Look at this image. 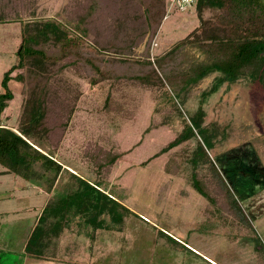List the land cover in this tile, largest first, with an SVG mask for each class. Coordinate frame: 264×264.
I'll list each match as a JSON object with an SVG mask.
<instances>
[{"label":"rangeland","instance_id":"rangeland-1","mask_svg":"<svg viewBox=\"0 0 264 264\" xmlns=\"http://www.w3.org/2000/svg\"><path fill=\"white\" fill-rule=\"evenodd\" d=\"M12 1L19 2L8 3ZM20 3L31 6L38 19L66 23L65 13L72 11L74 0ZM24 18L30 19V13ZM163 22L151 44L152 62L199 25L195 12L173 11ZM21 36V23H0V93L5 73L18 62ZM189 54L203 59L197 50H189ZM217 76L205 78L185 98L171 90L166 93L123 79L93 85L74 67L61 73L60 87L73 97L76 108L57 161L95 182V168L85 150L98 145L122 153L120 162L102 179L103 189L134 213L123 225L100 231L95 242L88 238L82 242L75 235L73 245L83 251L84 264H264V91L242 79L225 84L205 100V125H215L219 134L214 148L206 152V159L196 169L192 164L196 139L163 152L183 132L189 117L202 105V93ZM9 87L15 96L2 114L1 124L15 127L26 97L15 79ZM195 171L201 179L219 174L226 181L251 230L234 216H224L229 219L224 220L216 206L192 187ZM66 182L63 176L62 185ZM39 191L12 174L0 177V264H22L27 256L24 246L37 213L26 209L42 204L45 196ZM85 252L95 255L91 261ZM98 254L105 259L99 260Z\"/></svg>","mask_w":264,"mask_h":264},{"label":"trees","instance_id":"trees-1","mask_svg":"<svg viewBox=\"0 0 264 264\" xmlns=\"http://www.w3.org/2000/svg\"><path fill=\"white\" fill-rule=\"evenodd\" d=\"M8 1L0 0V23H21L22 36L18 62L1 82L0 176L12 174L49 193L62 183L63 176L68 179L47 202L26 244V254L34 259L53 258L71 224L95 242L98 232L113 230L134 214L103 189L102 179L120 162L122 153L98 145L85 150L95 168V182L74 174L56 159L76 108L73 97L59 83L67 68L85 73L93 85L123 79L185 98L205 78L218 74L202 93V105L189 117L183 132L163 151L196 139L194 169L204 162L219 134L215 125H205V100L225 84L242 79L264 91V0H197L198 27L154 62L151 44L164 23L168 0H74L72 11L65 13L66 23L38 19L31 6ZM26 12L30 19L24 18ZM145 41V50L138 54ZM189 50H197L203 59ZM13 79L22 84L26 97L15 127L1 124L15 96L9 87ZM218 175L201 179L195 171L192 187L216 206L220 216L239 218L251 230L240 202ZM255 242L261 246L258 239Z\"/></svg>","mask_w":264,"mask_h":264},{"label":"crops","instance_id":"crops-1","mask_svg":"<svg viewBox=\"0 0 264 264\" xmlns=\"http://www.w3.org/2000/svg\"><path fill=\"white\" fill-rule=\"evenodd\" d=\"M4 176H6V175L0 176V177H4ZM60 186L62 188V186H63L62 183L61 182L59 184L57 183L56 188L51 193L45 191L41 187H37V189H40L39 194L45 196L42 204H40L39 207L29 206L28 207L29 210L26 209L27 211L34 210V212L37 213L34 228H35V226L38 222V219H39L44 207L46 206L47 202L50 200V198H52L54 196L55 192H57L58 189L60 190ZM27 187L28 186H26V185L23 186V188H27ZM34 228H33V230H34ZM33 230H32V232H33ZM98 234H99V232L97 233V235ZM75 235H78V237L82 238L81 239L82 242L87 240L85 235L77 233L76 226L74 224H71L70 230L67 229L64 232V234L61 236L59 243H58V246H57V252L53 258H51L49 260H38V259H34L32 257H29L26 254L27 256L24 255V258L22 260L23 261L22 264H84L85 261H83V260L85 258L81 257V255H83V254H81V253H83V251L79 247L73 245L74 244L73 241L76 239H74V240H72V239L75 237ZM30 236H29V238H30ZM75 238H77V237H75ZM28 240L25 243L24 250H25V247H26ZM95 241H97V239ZM84 255H85V257L89 256L88 253H86V252ZM93 255L94 254L91 253L88 260H90ZM97 258L99 260H101V259H105V256L102 254L101 255L98 254ZM89 264H91V263H89ZM99 264H100V262H99Z\"/></svg>","mask_w":264,"mask_h":264},{"label":"built area","instance_id":"built-area-1","mask_svg":"<svg viewBox=\"0 0 264 264\" xmlns=\"http://www.w3.org/2000/svg\"><path fill=\"white\" fill-rule=\"evenodd\" d=\"M196 5L197 0H168L167 15L164 20H167L168 15L173 11L181 14L195 12Z\"/></svg>","mask_w":264,"mask_h":264}]
</instances>
